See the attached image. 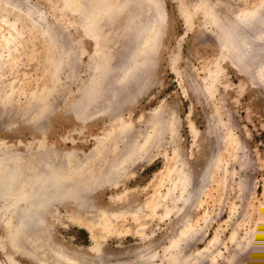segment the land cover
<instances>
[{
    "label": "rangeland",
    "instance_id": "rangeland-1",
    "mask_svg": "<svg viewBox=\"0 0 264 264\" xmlns=\"http://www.w3.org/2000/svg\"><path fill=\"white\" fill-rule=\"evenodd\" d=\"M5 1L0 159L46 153L65 191L23 218L90 264H264V0ZM4 205L0 264H63Z\"/></svg>",
    "mask_w": 264,
    "mask_h": 264
},
{
    "label": "bare ground",
    "instance_id": "bare-ground-1",
    "mask_svg": "<svg viewBox=\"0 0 264 264\" xmlns=\"http://www.w3.org/2000/svg\"><path fill=\"white\" fill-rule=\"evenodd\" d=\"M70 1L72 3V0H70ZM74 2H76V0ZM126 2L128 4L130 3V1H126ZM99 4H100V2H99ZM128 4H126V5H128ZM5 5L7 7H10V8L17 7L16 6V2L14 0L6 2ZM103 5H104V3H103ZM119 6H118V8H119ZM121 6H123V4H121ZM90 7H92V6H90ZM96 7H98V5H96ZM96 7L93 6V9L89 12V14L92 17L91 16H89V17L91 18V20L92 19L93 20L97 19L96 21H98V19H99L100 22H102L99 17H96L97 15L101 14V13L97 14V12L95 11V9H97ZM88 8H89V6H88ZM115 8H117V7H115ZM83 9H84V7H83ZM126 9H127V7H126ZM28 15H30V14H28ZM87 17L88 16H86V18ZM102 17L103 16H101V18ZM29 18H30V20L35 21V18L32 17V15H30ZM217 20H218V18H217ZM95 24H97V22L94 23L93 27H95ZM154 26H155V23H154ZM148 30H149V27L148 28L144 27V28L140 29L139 33L140 32L141 33L142 32L145 33ZM46 31H48V30H46ZM154 33L155 32H153V34ZM142 36L143 35H141L139 37H142ZM228 40H230V39H228ZM150 44H151V42L148 45H150ZM139 64L138 65L140 67H142L143 63L140 62ZM131 67H132V65H131ZM43 108H45V107H43ZM43 110H45V109H43ZM43 110L41 108V111H43ZM33 120H34V122L36 121V119H33ZM45 154L43 152H41L39 154H35V153L34 154L25 153V154H22V155L14 154V155L7 156V157H4V158L0 159V201H4V204H5L3 208H4L5 213L7 215V223L6 224H8V223L13 221V222L18 223L19 224L18 227L20 228V231H19L20 234L18 235L19 237H17L18 244L16 242V245L14 244L15 247H19V241H20V243H23V241H25V244H26L25 246L26 247L22 248V250H20V251L24 252V253H28L29 255L33 254L30 251L32 248L30 250L28 249L29 248L28 242H29L30 239L35 240L36 235L39 232L38 233V238H37V241L38 240L39 241L37 243L40 244V245L42 244L41 247L43 246L42 248H44L43 252H44V250H46V251L50 250L49 254H51L50 256L45 257V255H44L45 252L43 253L42 251H40V254H39L40 255L39 256V260L40 261L49 262L50 260H52L53 262L56 261L58 263L60 262V263H63V264H90L92 261L95 262L98 259L101 260L102 259V255L101 254H94L93 257L90 256V258H87V256H84L83 253L81 254L80 252H77L76 250H70V249L62 247V245H60V244L59 245L55 244V240L52 237L51 229H50L49 225L45 224V222L43 220H38V221H35V222L32 221L33 223H31V219H29V220L27 219L28 216L27 217L24 216V218H23V214H24L23 210H25V208H28V209H30L32 211H34L35 208H38V210L45 211V212L48 211L49 212V208H50L52 203H54V202H58L59 203V202L64 201L63 196H64V192L65 191H64V188H63L64 184H63V181L61 179V175L63 174L61 165L59 163H56L55 161L54 162L47 161ZM58 154L55 153L54 155L57 156ZM75 195H73L72 197L70 196V198L74 199ZM77 196H79V194ZM5 198L7 200H5ZM65 198H68V197H65ZM77 198H79V197H77ZM186 198H189V197H186ZM79 203H81V202H79ZM79 203H78V207H80V205H81ZM78 207L76 206V208H74V211H75L74 213H77V214L81 213L80 210L78 211V209H77ZM25 211H27V210H25ZM37 214H38V212H37ZM117 215L118 214L115 213L113 216L117 217ZM38 219H40V218H38ZM86 220L88 222L93 223V221H91L88 218H86ZM34 236H35V238H34ZM146 249H148V248H146ZM144 256H146V255H144ZM26 257H27V255H26ZM146 258L147 257H145V258L143 257V259H146ZM140 259L143 260L142 258H138V260H140ZM103 260L105 261V258H103ZM135 261L137 262V260H135ZM98 264H100V262Z\"/></svg>",
    "mask_w": 264,
    "mask_h": 264
}]
</instances>
